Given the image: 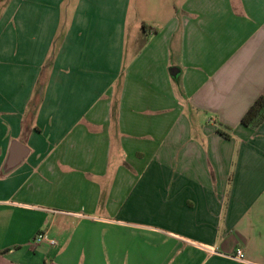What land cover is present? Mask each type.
Segmentation results:
<instances>
[{
  "label": "crops",
  "instance_id": "1",
  "mask_svg": "<svg viewBox=\"0 0 264 264\" xmlns=\"http://www.w3.org/2000/svg\"><path fill=\"white\" fill-rule=\"evenodd\" d=\"M132 3L0 0V264H264V0Z\"/></svg>",
  "mask_w": 264,
  "mask_h": 264
},
{
  "label": "rangeland",
  "instance_id": "2",
  "mask_svg": "<svg viewBox=\"0 0 264 264\" xmlns=\"http://www.w3.org/2000/svg\"><path fill=\"white\" fill-rule=\"evenodd\" d=\"M174 1L175 0H133L130 21L133 23L146 21L151 18L152 14H158V9H160L163 5L171 4ZM138 4H140V7H137ZM142 22L140 24H142ZM62 32H65V30H62ZM62 35H59V37ZM50 56L51 52L47 54L46 60H48Z\"/></svg>",
  "mask_w": 264,
  "mask_h": 264
},
{
  "label": "trees",
  "instance_id": "3",
  "mask_svg": "<svg viewBox=\"0 0 264 264\" xmlns=\"http://www.w3.org/2000/svg\"><path fill=\"white\" fill-rule=\"evenodd\" d=\"M264 120V95L259 96L243 115L241 122L256 127Z\"/></svg>",
  "mask_w": 264,
  "mask_h": 264
},
{
  "label": "built area",
  "instance_id": "4",
  "mask_svg": "<svg viewBox=\"0 0 264 264\" xmlns=\"http://www.w3.org/2000/svg\"><path fill=\"white\" fill-rule=\"evenodd\" d=\"M46 241L51 245L57 244V241L51 237H49L45 232H39L36 237L34 238L35 243H41ZM232 258L244 261L245 260V253L242 249H238L232 256Z\"/></svg>",
  "mask_w": 264,
  "mask_h": 264
}]
</instances>
